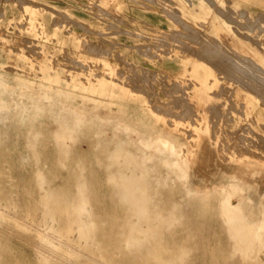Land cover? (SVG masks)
<instances>
[{"label": "rangeland", "instance_id": "374dc122", "mask_svg": "<svg viewBox=\"0 0 264 264\" xmlns=\"http://www.w3.org/2000/svg\"><path fill=\"white\" fill-rule=\"evenodd\" d=\"M214 8L217 10L219 8L220 13ZM220 9L224 13L226 12V15L222 14L223 12ZM201 13L202 15H200ZM43 15L45 16L43 17ZM192 15H198L197 20L194 19ZM214 15H219L220 19H223L222 21L224 24L231 28V30H229L230 33H226V31L219 32V29L214 25ZM226 16L231 20L227 21V19H224ZM248 20H250L251 23ZM246 21L249 23L247 22L245 24L244 22ZM58 23H60V25ZM110 23L115 26L111 27L112 25L110 26ZM180 23H184V25L186 24V27ZM187 27L192 29V31H195L194 35H192L193 32H191V30L186 29ZM93 28L94 30L92 31ZM95 29H97V31ZM185 33L191 34L186 35ZM244 33L246 35H241V38L240 34ZM184 35L186 36L184 37ZM187 36L190 37L188 38ZM219 36L221 38H219ZM192 37L194 38L193 40ZM197 37L200 40L196 39ZM229 37L234 39L237 38L238 43L241 41L242 43H245L247 47H252V45L253 47L256 45L258 47L264 45V0H0V76L6 79L7 82H11V84L17 83L19 79L23 80V84H21V87L16 91L5 93L0 90V94L6 97L9 103V115L18 114L22 110H25L28 114H33V110L37 104L40 102H46L45 99L38 98L37 95L40 93V89L43 85L47 83V78L58 76L59 81L54 83L55 87H61L66 91H74L76 93V95L71 98L56 96V101H61L66 106L83 103L91 110L96 111L97 113H102L101 115L103 117L108 116L107 113L103 112L104 110L115 111L126 106V104L131 105L127 107L131 112H140L143 111V108H147L153 112L149 111L150 113L148 112L142 115L132 113L128 116L131 120L132 127L137 130V132H130L131 134H127L128 140L132 143V148H139L140 144L138 138L152 132L147 125L149 122L154 123L158 127H165L167 120L170 127L177 126L178 128H181L180 133H185L186 135L188 134V132H186L187 129L191 130L193 128L196 119L203 118L204 121L202 123H206L210 128L207 130L208 135L211 133L207 140L211 141V148L206 149L207 151L205 152L206 154H204L205 159L202 165L205 167L206 174H208V181L212 184H217L221 181V178L219 176L217 164L211 160L214 153L221 154L224 150L233 151L238 147V151L246 150V153L257 156L259 159L260 157L261 159H264V148H262L264 147V140H262V138H264V129H262L264 128V120L260 122L259 127L255 128L252 126L253 124L251 125L253 120L252 116L250 114L244 116L243 114L246 105L244 96L247 95L252 96L254 102L264 109V101H262L264 100L262 99L264 98V91H262L264 90L262 89L264 88V71H262L264 68L255 62L256 59L254 60L248 48H246V52V50L236 47L237 42L232 41V38ZM248 37H250V39ZM179 39L180 41H178ZM203 39H205V41ZM189 40H192V42ZM92 41L94 46L92 45ZM199 41L200 43H198ZM207 41H211L209 42L211 44H215L216 42V44L211 45L208 44ZM225 41L229 44L225 43ZM166 42L168 43L166 44ZM217 42H219V46L221 44L223 48L221 46L219 48ZM182 43H185L186 45L188 43L189 46L191 45L189 50L188 45L186 46L185 44L183 45L186 48L183 47L185 50L183 48L182 50ZM80 44H83V47H81L82 45ZM201 44H203V46L205 44V48L209 46L208 49L201 52V48L204 49ZM95 45H97V47ZM229 45H233L234 47ZM212 46H217L219 49L214 47L213 50ZM93 47H96V49ZM146 47L148 49H146ZM228 47H232V49H229ZM193 48H195V51ZM209 48H211L210 50H212V54L217 57L214 58L215 60L213 59V55H207L210 58L212 56L211 61H208L210 58L206 57V53L209 51ZM88 49L91 52H89ZM191 52H193V54ZM197 52L198 54H201L197 56ZM210 52L208 53L211 54ZM216 52L218 54H215ZM237 52H239V54ZM120 53L123 54L121 55ZM202 53H205L203 54L205 56H202L204 59L201 58ZM235 53H237V55ZM217 55H219V57ZM238 55L242 56L237 58ZM212 59L214 61H212ZM213 62L216 63L213 64ZM194 63L200 64L203 70L209 71V76H207L209 81L202 92L204 93L202 96H198L199 92L196 90L198 85L194 78V72H192ZM217 63L221 66L218 67L219 65ZM254 63L256 64L254 65ZM215 64L217 68L215 67ZM239 65L241 66L239 67ZM133 71L135 73L132 74ZM142 71L144 72L141 73ZM127 73L131 75V78ZM231 73L233 75H231ZM102 77L109 82V85L124 87L127 89L128 93L132 95H141L143 100L136 98H121V91L119 90L115 91L113 97H109L108 90L90 91L75 86L77 82L86 86L89 81L94 82V80L102 79ZM234 78L236 80H233ZM131 81L133 82L132 84ZM134 83L136 85H134ZM137 83H139L140 87L137 86ZM170 84L172 86H169ZM109 85L106 84L105 88ZM218 85L220 86L218 87ZM242 85H244V88L247 86L248 89H243ZM170 87L172 89H170ZM174 88L178 89L175 90ZM148 89L150 90L149 92ZM255 89L256 91H254ZM250 90L253 92H250ZM27 91L30 92L33 97L27 95ZM167 91H169L168 95ZM254 92H257V94L260 93L259 96H261L254 95ZM210 95H213L212 98ZM154 96H156V99ZM171 96H174L175 98ZM181 96L183 97V100ZM169 98L171 100H169ZM172 98L175 99V101H172ZM173 102H177V106ZM180 102L183 103L181 104ZM185 102L191 104L188 105ZM92 103H105L106 105L93 106ZM140 103H144L146 106H136ZM172 104H174L175 107H172ZM214 104L215 106H213ZM132 105H134V107H132ZM154 105H156L155 108L153 107ZM183 105L184 107L186 105V108L190 107L187 111L191 110V113L187 112L186 108L185 110L182 109ZM194 105L196 109H193ZM201 105L203 107H200ZM209 106L213 107L210 111ZM166 108L170 113L167 114V110H165ZM164 110L166 112H164ZM171 112H174L173 115L175 116L171 115ZM183 112H185V116ZM208 112L210 113L208 114ZM181 113H183V115H181ZM158 118H163V122L161 120L158 121ZM225 118L230 119L227 121ZM141 119H143L142 122H140ZM210 119H213V123L210 122ZM200 121L201 120H197L199 123ZM50 123L52 124V116L48 108H45L44 111L33 120L35 130H41L44 126H47ZM213 124H215L216 127L213 126ZM248 124L251 125V127H249ZM178 125H180V127ZM211 128L213 131H210ZM240 128H242L243 131ZM0 129L2 131V135L0 136V192L11 196L17 189L19 191L21 184L25 186L23 192V195L25 194V200L23 205L18 209V217L23 218L29 213L31 202L36 195L29 180L30 175L36 170L47 172L50 168V164L43 158L37 160L34 159L31 148L27 143L26 130L19 129L12 119H0ZM228 131H230V133ZM235 132L237 134H235ZM119 134L126 135L124 132ZM235 135H238L237 139ZM258 135L261 137H258ZM245 138L250 141L245 140ZM251 138L254 141L256 138L259 139L256 140L255 142L257 143H255ZM229 143L232 146L229 147ZM217 144L220 145V147L223 146L220 148ZM234 144L236 145L233 146ZM259 145H261V148ZM49 147L50 144L47 143L46 149H49ZM103 156L107 159V152H105ZM86 159L85 165L90 168L92 165L88 162L89 158ZM153 165L156 168L155 173L164 172V166L161 163L153 162ZM106 167H108L107 171H114L117 168V165H108L107 163ZM107 171L104 170L103 174H106ZM101 182L105 187L107 186L106 180ZM154 189L162 191V193L158 195L160 200L157 205V208L161 210L162 213H166V209L172 206L174 200L179 201L182 204V207L185 208V222L190 224L189 227H186L185 229H189L198 241L197 252L202 254L199 258V263H238L237 258L230 261L223 258V250L228 247V235L217 209L219 195L216 191H212L203 196H193L191 197V200H189L190 197L185 194L184 187L175 178L168 179L165 186L160 184ZM116 213L119 215L122 214L121 211ZM25 228L26 229L15 230L10 228L6 223H0V264H52L50 262H38L35 258V253L39 247L32 239L33 227L25 222ZM176 229L179 230L180 228L177 226ZM43 253L47 252L43 250ZM262 258H264V254H262ZM261 263H264V260H262Z\"/></svg>", "mask_w": 264, "mask_h": 264}, {"label": "bare ground", "instance_id": "6f19581e", "mask_svg": "<svg viewBox=\"0 0 264 264\" xmlns=\"http://www.w3.org/2000/svg\"><path fill=\"white\" fill-rule=\"evenodd\" d=\"M217 12L220 13L219 8ZM222 14L226 15V12L225 13L223 12ZM200 15H202V13ZM44 16L45 15H43V17ZM192 16L194 19L197 20L198 15H192ZM224 19H227V21L231 20L227 16ZM222 20L223 19H220L219 15L213 16L214 25L217 27V29H219V32L226 31V33L227 32L230 33L229 30H231V28L229 26H226ZM248 21L250 22V20ZM248 21L244 23L246 24ZM58 24L60 25V23ZM180 24L184 25V23H180ZM110 26L113 27L115 25L110 23ZM108 27H109V23H108ZM186 29L188 30L189 28L187 27ZM93 30L94 28L92 29V31ZM95 30L97 31V29ZM189 30H191V32H193L192 35H194L195 31H192V29ZM185 34L190 35L191 33H185ZM186 35H184V37ZM241 35L245 36L246 34L245 33L240 34V36ZM219 38L221 37L219 36ZM248 38L250 39V37ZM193 39L194 38L192 37V40ZM196 39L200 40L198 37ZM192 40L189 41L192 42ZM203 40L205 41V39ZM237 40H238L237 38L236 39L232 38V41L237 42L236 47L238 48L240 47V49L242 50H246V48H248L254 60L256 59L255 62L259 64L262 68H264V45L262 46L260 45L258 47L256 45L258 42L257 41L256 44H254L256 45L255 47H253V45L252 47H247L245 43H242L241 41H239L240 43H238ZM178 41H180V39ZM209 42L208 44H211ZM219 42H217V46H219L218 44ZM167 43L168 42H166V44ZM185 43H182L181 49L185 47L183 45ZM198 43H200V41ZM225 43L228 42L225 41ZM215 44L213 43L211 45H215ZM80 45H82L81 47H83V44ZM92 45H93V41H92ZM201 45L203 46V44ZM95 46L97 47V45ZM101 46L100 48L102 49ZM190 46L188 45V50ZM217 46H212V49ZM229 46H233V45H229ZM96 47L93 48L96 49ZM203 47L204 49L200 47L202 49L201 52H203V50L208 49L209 46L205 48V44H204ZM221 47L223 48V46ZM185 48L183 49L185 50ZM228 48L232 49V47L231 48L228 47ZM146 49L148 48L146 47ZM210 49L211 48H209V51L208 50L207 51L208 52L211 51L210 52L211 54H209L206 51L207 52L206 57H208L207 55L214 56V54H212V50ZM193 50L195 51V48H193ZM89 52L91 51L89 50ZM191 53L193 54V52ZM237 53L239 54V52ZM237 53L235 54L237 55ZM120 54L122 55L123 53ZM200 54H198L197 52L196 55L198 56ZM203 54L205 53H202L201 58L202 56H205ZM215 54L218 53L216 52ZM217 56L219 57V55ZM240 56L238 55L237 58H239ZM211 58L210 60L208 59V61H211ZM214 58L217 57L214 56L213 59ZM213 59L212 61L215 60ZM214 63L216 62H213V64ZM219 63H217L219 65V66L217 65L218 67L221 66L220 65L221 63L220 64ZM256 63H254V65ZM240 66L241 65H239V67ZM192 69H193L192 72H194V78L196 79V83L198 85V88H196V90L199 92L198 96H202L204 94L202 92L206 88L209 81L207 79L208 78L207 76H209V71L203 70L201 65L198 63H194ZM143 72L144 71H142L141 73ZM133 73L135 72L133 71L132 74ZM232 73L231 75H233ZM129 76L131 78V75ZM237 79L239 80V78ZM233 80L236 79L234 78ZM58 81H59L58 76L47 78L46 81L47 83L43 85V87L40 89V93L37 95L38 98L45 99L46 102L45 103L40 102L39 104H37L33 110V114H28L25 112V110H22L18 114L9 115L8 112L9 103L6 97L0 94V119H5V118L12 119V121L19 129H22L24 131L26 130L27 143L31 148V152L34 159L37 160L43 158L47 163L50 164V168L48 169L47 172L36 170L30 175L29 180L33 186L34 191L36 192V195L31 202L30 211L26 215V217L23 218L18 217L19 216L18 209L20 206L23 205V202L25 200L24 198L25 194L23 195L25 186L23 184L20 185L21 188L19 187V191L17 189L14 192L15 194L13 193L11 196L0 192V223H6L10 228L15 230L26 229L25 222L33 227L32 239L35 242V244L39 247V249H37L35 253V258L38 260V262H42V263L50 262L52 264H204L202 262L200 263L198 262L200 261L199 258L202 256V254L200 252H197L198 241L195 239V235H193L189 229H185L186 227H189L190 224L185 222L186 220L185 219L186 217L184 215L185 208L182 207V204L179 201L174 200L172 206L166 209V213H162L161 210L157 208L158 202L160 200L158 195H160L162 191L156 190L154 188L160 184L165 186L167 184L168 179L175 178L184 187L185 194L190 197L189 200H191V197L193 196H203L209 194L212 191H216L217 194L219 195L217 209L220 213L223 226L226 228V233L228 235V240H227L228 247H226L223 250L224 253L223 258L225 260L230 261L233 260L234 258H237L238 263L236 264H264L261 263V261L264 260V258H262V254H264V159H261V157L259 159L257 156L250 155V153H246L247 152L246 150L238 151L237 150L238 147L236 150L233 151L227 149L228 151L224 150V152L221 154L214 153V155L211 157V160H213L214 163L217 164L221 181L217 184H212L208 181L209 180L208 174H206L205 167L202 165L205 159L204 154H206L205 153L207 151L206 149L211 148V141L207 140V138L211 133H209L208 135L207 130L209 127L207 126L206 123H202L204 121L203 118L196 119L193 128L191 130L187 129L186 132H188V134L186 135L185 133H180L181 128H178L177 126L170 127L169 122L167 120H166L167 124L165 125V127H158L154 123L149 122L147 125L149 130H151L152 132L138 138V142L140 144L139 148H132V143L131 141L128 140L127 134L130 132H137V130L136 128L132 127L131 120L128 116L132 113H136L140 115L146 114L150 110L142 107L143 111L131 112L127 108L128 106L131 105L126 104V106H123L122 108H119L118 110L115 111L104 110L103 112L107 113L108 116L103 117L101 115L102 113H97L96 111L91 110L83 103L73 106H66L61 101H56V96L58 95L59 97L63 96L64 98H71L75 96L76 93L74 91H66L61 87H55L54 83H57ZM132 83L133 82L131 81V84ZM21 84H23V80L21 79H19L17 83L11 84V82L10 83L7 82L6 79L0 76V90L2 92L5 93L14 92L21 87L20 86ZM106 84L109 85V82L105 80L104 77H102V79H96L94 80V82L89 81L86 86H83L78 82L77 84H75V86L90 91L108 90L109 97H113L115 91L119 90L121 91V95H120L121 98H136L139 100H143V97L141 95H132L128 93L127 89H125L124 87H115L109 85L107 86V88H105ZM137 84H138L137 86L140 87L139 83ZM171 84L169 86L173 85ZM134 85L136 84L134 83ZM177 85L175 86L178 87ZM219 86L220 85H218V87ZM242 86L243 89H248L247 86L246 88H244V85ZM180 88L183 89L182 87ZM149 89L148 92L150 91ZM170 89L172 88L170 87ZM254 91H256V89ZM168 92L169 91H167V95ZM250 92L253 91L250 90ZM257 92H254V95L256 94L259 96L260 93L257 94ZM27 95L30 96L31 93L27 91ZM31 96L33 97V95ZM156 96H154L155 99ZM244 99L246 100L245 109L243 111L244 116L250 114L253 118L251 125L253 124L252 126L255 128L259 127L260 122L264 120V109H262L257 103L254 102L252 96H248V95L244 96ZM169 100L171 99L169 98ZM173 100L175 101V99L172 98V101ZM177 102H173V103H175V105L177 106ZM183 102L180 103L182 104ZM185 103L188 104L187 102ZM92 105L101 106L106 104L92 103ZM175 105L172 104V107L173 106L175 107ZM136 106H146V105L144 103H140L139 105ZM155 106L156 105H154L153 107L155 108ZM203 106L205 107L204 104ZM203 106L201 105L200 107ZM213 106H215V104ZM132 107H134V105H132ZM182 107H183L182 109L185 110L186 105L185 107L184 105ZM209 107L208 108L210 111L211 108L213 107L212 106ZM45 108H48V110L51 113L52 124L50 123L49 125L44 126L41 130H35L33 125V120L35 117L41 114ZM188 108H186V111ZM193 109H196L195 105L193 106ZM165 110H167V108ZM165 110L164 112H166ZM190 111L188 110L187 112ZM174 112H171L172 113L171 115H173ZM168 113L170 112L167 110V114ZM183 113L185 116V112ZM183 113H181V115H183ZM209 113L210 112H208V114ZM230 118L228 119L225 118V119L228 121ZM157 120L158 121L161 120L163 122V118H158ZM197 120H201L200 123L197 122ZM212 120L210 121L211 123H213ZM142 121L143 119L140 120V122ZM251 125H249V127H251ZM178 126L180 127V125ZM213 126H215V124H213ZM212 128L210 131H213ZM240 129L242 130V128ZM123 132L126 135L119 134ZM228 132L230 133V131ZM235 134L237 133L235 132ZM1 135H2V131L0 129V136ZM258 137L261 136L258 135ZM258 139L256 138V140ZM245 140L248 139L245 138ZM262 140H264V138H262ZM252 141L255 142L254 140ZM47 143L50 144L49 149H46ZM235 145L236 144H234L233 146ZM261 145H259V147ZM230 146L232 145H230L229 143V147ZM218 147H220V145H218ZM105 152H107V159L103 156ZM86 158H89L88 162L89 164L92 165L90 168H88L85 165V162L87 160ZM153 162L161 163L164 166V172L155 173L156 168L153 165ZM107 163L108 165L116 164L117 168L114 171H109V170L107 171L108 169V167H106ZM104 170L107 171L106 174H103ZM103 180L107 181L106 187L101 182ZM118 211H121L122 214L119 215L118 213H116ZM177 226L180 228L179 230L176 229ZM43 250L46 251L47 253H43Z\"/></svg>", "mask_w": 264, "mask_h": 264}]
</instances>
